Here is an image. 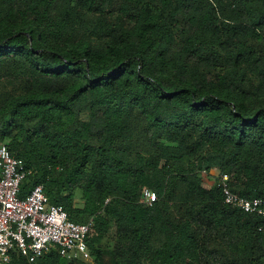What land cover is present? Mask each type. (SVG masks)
Listing matches in <instances>:
<instances>
[{"label":"trees","instance_id":"trees-1","mask_svg":"<svg viewBox=\"0 0 264 264\" xmlns=\"http://www.w3.org/2000/svg\"><path fill=\"white\" fill-rule=\"evenodd\" d=\"M1 74L19 195L93 218L95 264H264V218L217 187L264 197V0H0Z\"/></svg>","mask_w":264,"mask_h":264},{"label":"built area","instance_id":"built-area-1","mask_svg":"<svg viewBox=\"0 0 264 264\" xmlns=\"http://www.w3.org/2000/svg\"><path fill=\"white\" fill-rule=\"evenodd\" d=\"M30 171L23 160L11 155L8 147L0 145V264H13V253L36 264L50 249L68 261H88L91 256L86 239L93 218L84 223L69 219L62 206L50 204L42 185L35 186L25 197L20 187ZM229 176L219 175L217 187L223 202L246 214L264 218V197L245 198L233 193ZM156 195L145 189L142 202L151 206Z\"/></svg>","mask_w":264,"mask_h":264},{"label":"rangeland","instance_id":"rangeland-1","mask_svg":"<svg viewBox=\"0 0 264 264\" xmlns=\"http://www.w3.org/2000/svg\"><path fill=\"white\" fill-rule=\"evenodd\" d=\"M15 87H16V84L9 77H7L5 74H1L0 75V101L3 100V98L5 97L7 93L13 91ZM76 195L80 196L81 191L77 190ZM78 205H80L79 199H77L75 206L79 207ZM105 261H107V258H105ZM75 264H82V263L76 262ZM83 264H95V263L93 262L92 258H90L88 261H85Z\"/></svg>","mask_w":264,"mask_h":264},{"label":"crops","instance_id":"crops-1","mask_svg":"<svg viewBox=\"0 0 264 264\" xmlns=\"http://www.w3.org/2000/svg\"><path fill=\"white\" fill-rule=\"evenodd\" d=\"M211 173H212V174H215V171H214V170H212V171H211ZM78 206H79V205H78Z\"/></svg>","mask_w":264,"mask_h":264}]
</instances>
